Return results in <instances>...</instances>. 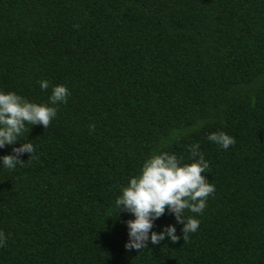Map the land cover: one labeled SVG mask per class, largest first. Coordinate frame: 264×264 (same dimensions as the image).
<instances>
[{"label":"trees","instance_id":"trees-1","mask_svg":"<svg viewBox=\"0 0 264 264\" xmlns=\"http://www.w3.org/2000/svg\"><path fill=\"white\" fill-rule=\"evenodd\" d=\"M59 84L67 103L20 138L34 154L0 166V264H264V0H0V90L47 103ZM195 143L215 186L185 211L198 230L126 251L122 187Z\"/></svg>","mask_w":264,"mask_h":264},{"label":"clouds","instance_id":"clouds-1","mask_svg":"<svg viewBox=\"0 0 264 264\" xmlns=\"http://www.w3.org/2000/svg\"><path fill=\"white\" fill-rule=\"evenodd\" d=\"M38 83L41 91L49 89L47 80ZM69 96L70 91L63 84L52 86L47 103H36L15 92L0 90V149L19 143L18 147L12 148L11 154L0 156V166L13 170L24 164L21 160L24 154H34L35 145L20 140L26 125L48 128L57 116V106L66 104ZM94 130L95 125L90 124L89 131ZM207 140L223 150L236 143L234 137L222 131L210 133ZM189 152L193 160L188 164H182V158L167 151L150 154L139 173L130 177L122 187L114 207L118 214L126 212L133 217L125 222L126 251H141L149 243L158 245L166 238L175 243L181 238L176 235V225L182 226L183 240L198 230L200 221L195 216L204 212L215 186L202 175L207 173L209 162L200 151L199 143L190 145ZM186 210L195 216L186 217ZM166 213L173 216L175 224L163 225L159 232L155 231V222ZM6 240L4 232L0 231V247L5 246Z\"/></svg>","mask_w":264,"mask_h":264}]
</instances>
